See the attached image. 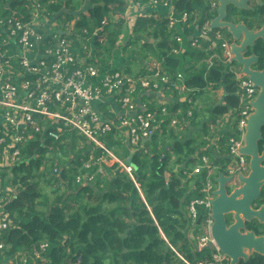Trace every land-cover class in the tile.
Listing matches in <instances>:
<instances>
[{"label":"trees","instance_id":"obj_1","mask_svg":"<svg viewBox=\"0 0 264 264\" xmlns=\"http://www.w3.org/2000/svg\"><path fill=\"white\" fill-rule=\"evenodd\" d=\"M84 4V0H0V19L17 16L28 20L36 5L39 16L44 14L49 21L59 20L64 13L66 21H76L74 46L89 45L91 38L97 64L101 66L112 58L121 37L126 0H89V5ZM206 7L207 0H178L175 6L177 11L193 12L196 16H203ZM192 19L189 16V21ZM228 20L257 30L264 24V3L255 4L253 10L230 7ZM197 28V24H177L169 29L167 18L138 15L132 33L148 38L144 36L143 48L160 60L165 75L172 79L177 72L186 74L185 85L194 90L196 97L223 86V103L211 108L210 120H213L238 106L235 92L239 66L232 61L238 70H230L222 58H213L212 66L207 69L206 61L212 54L220 57L222 49L220 42L213 46L198 36L193 38L199 46H191L193 38L189 36L196 34ZM218 31L231 40L227 30ZM175 35L182 38L179 44L183 46L173 54L172 49L179 48ZM3 37L0 26V50L4 49ZM251 54L258 56L253 67L264 69V39L256 40L245 51V55ZM186 58L198 63V67L193 71L185 68ZM126 70L131 72L129 68ZM167 109L168 115H157L161 122L151 140L131 155L130 174L113 161L103 165L104 174H96L92 182L76 183V174L95 172L97 166L83 169L88 145L81 138L84 147L76 150L75 136L70 137L69 143L62 141L64 144L49 140L40 147L37 142H30L21 150L20 163L10 168L0 165V212L10 221L0 237L5 245L0 262L20 254L27 257L26 264H185L184 261L195 264L203 259L208 251L196 248L190 236L194 229L186 216V207L191 198L199 196L207 174L206 170L192 173L193 166L203 153L213 157L206 149L209 133L206 123L197 121L198 114L194 112L188 124L199 129L204 137L196 132L178 137L179 132L171 129L169 122L173 116L182 121L186 103L175 100ZM103 139L113 148V154L126 163L131 149L111 134ZM223 139L220 152L224 154ZM259 147L264 149V128ZM70 154L73 157L68 160ZM94 154L99 155L100 151L95 150ZM224 161L212 159V165L221 164L217 172L223 171ZM54 164L60 168L57 174L53 172ZM47 186L54 193L53 198L44 194L43 188ZM61 188H64L62 194H57ZM247 228L254 229L257 235L264 233L263 228L252 224ZM41 243H46L43 250L39 247ZM238 264H264V258L253 253L246 262L241 260Z\"/></svg>","mask_w":264,"mask_h":264},{"label":"built area","instance_id":"obj_2","mask_svg":"<svg viewBox=\"0 0 264 264\" xmlns=\"http://www.w3.org/2000/svg\"><path fill=\"white\" fill-rule=\"evenodd\" d=\"M177 1L126 0L124 20L132 24L147 5L167 7L169 29L175 28L177 24H197V33L190 38L212 37L215 45L220 42L222 54L220 57L212 54L206 61L207 69L212 66L213 58H222L225 64H231L233 54L230 41L210 25L217 14L218 0H207L203 16L177 11ZM39 13V5H36L28 20L17 16L0 19L4 34V49L0 50V165L10 168L20 163L21 150L30 142H37L41 147L49 140H66L69 143L70 137L75 136L76 150L82 149L84 143L88 145L85 150L88 156L83 161V169L97 166L95 172L76 174V183H90L96 174L103 175L102 166L109 161L117 162L130 174L131 167L113 154V148L108 147L103 138L111 134L131 150L144 147L142 140L152 137L159 127L161 119H157V115H168V102L162 101L153 110L149 109V102L138 103V96L145 92L173 93L170 95L175 96L174 100L184 97L185 117L182 121L175 116L171 117L169 126L188 125V120L198 108L199 100L194 90L185 85L181 72H177L171 79L163 73L159 61H152L147 73L143 75L87 62L80 49L73 44L75 35L62 36L57 30L51 32L48 27H43V23L48 25L52 20L49 21L44 14L39 16ZM189 16L193 17L192 21H189ZM174 38L181 43L179 35ZM191 46H199L195 38L192 39ZM81 47L83 51L88 50L86 43ZM236 87L238 106L207 123L209 136L206 137L210 141V135L218 130H227V162L222 172L234 178L232 184H235L239 174L246 175L249 171L248 160L239 149L244 145L247 118L253 110L251 103L258 93L251 80L241 73L236 76ZM95 150H99L100 154L95 155ZM56 152L60 156V152ZM59 169L57 165H53L55 174ZM217 169L218 167L209 163L206 155H201L200 162L192 169V173L207 171L199 196L191 198L186 207V216L194 229L190 236L198 250L208 251L195 264L230 262L211 236V201L216 188L214 177ZM262 197L264 199V194ZM9 224V218L0 212V237ZM39 247L43 250L46 243H41ZM4 248V243L0 242V252ZM3 259L5 261L0 264H12L13 261L15 264L27 263L25 254Z\"/></svg>","mask_w":264,"mask_h":264},{"label":"water","instance_id":"obj_3","mask_svg":"<svg viewBox=\"0 0 264 264\" xmlns=\"http://www.w3.org/2000/svg\"><path fill=\"white\" fill-rule=\"evenodd\" d=\"M251 2L263 5L264 0H218L216 16L210 22L213 29H225L231 36L230 50L233 61L240 67V73L248 77L258 89L251 103L252 112L247 118L244 145L239 152L248 159L249 171L246 175L237 176L238 187L228 191L234 182L232 176H226L218 171L214 177L216 188L211 201L213 223L211 236L220 252L226 255L229 264L246 262L253 253L264 258V233L257 235L254 229H248V224L264 226V149L260 150L259 142L263 139L264 128V69L253 66L258 62L255 54L245 55L256 40L264 39V24L261 28L250 29L242 22L228 20V9L253 10ZM152 137L142 140V144ZM125 164L130 165L131 155ZM231 215V223L226 222L225 216ZM256 228V226H254ZM263 231V230H260Z\"/></svg>","mask_w":264,"mask_h":264},{"label":"crops","instance_id":"obj_4","mask_svg":"<svg viewBox=\"0 0 264 264\" xmlns=\"http://www.w3.org/2000/svg\"><path fill=\"white\" fill-rule=\"evenodd\" d=\"M84 1H85V4L83 6L89 5L88 4L89 3V0H84ZM140 13H141V15H145V16H153V17H159V18H166L167 15H168V13H169V10H168L167 7H164V6H161V5L156 6V7H154V6H148L147 5V6H145L140 11ZM61 16L62 17L59 20H52L53 23L50 24L51 27H48L49 30L51 32H53L54 30H57L59 32V34L62 35V36H70L71 37L72 35H75V33H76V30H75V22L76 21L75 20L66 21V18H65L64 13H62ZM75 16H77V15H75ZM55 22L59 23L60 24V27L59 26L57 27V25H56ZM133 22H134V20H133ZM133 22H132V24H133ZM196 33H197V31H196ZM130 37L132 39V37H134V35L131 34ZM145 38L148 40V38L146 36H145ZM189 38H190V36H189ZM74 39H75V37H74ZM205 40L207 42H209L211 45H213V46L215 45V43L213 42L214 38H212V37H205ZM90 41H91V39L89 40V45L87 44V48H88L87 51H83L82 50V47L81 46L83 44H80V46L78 47V49H80L82 56L85 58V60L87 62L96 63L97 64V59L95 58L93 44ZM178 45H179V48L178 49L177 48L176 49L175 48L172 49L171 52L173 54L178 53V50H180L182 48L183 43L182 44H179L178 43ZM122 47L123 46H118V49H115L113 51V56L108 61V63L107 64H104V65H101V66H104V68H106V67H114V68H117V69H121V70H123L125 72H128L126 69L129 68L131 70V72H128V73H130V74H136V75L137 74L143 75V74L147 73V71H148L147 68H148V66L150 65V63L152 61H159L160 62V60H158L154 56H151L149 54L150 52L145 49V54L141 56V59L143 61H145L146 58L147 59L150 58V59L148 60V62H143L141 64H140V60H137L139 66H138L137 71L135 73H133L132 71L135 70V69L132 70L130 67H127V66H128V61H130V60H132L134 58V56H131V55H135V53L132 52L134 50L127 51L126 50V47H125L124 50H122ZM153 47L155 48V44H153ZM91 48H93V49L91 50ZM141 48H142V51H144L143 45L141 46ZM116 52H118V53H116ZM122 52H123V54H120ZM124 54H129V55L127 57H125V56H123ZM193 62H195V61H193ZM193 62L190 59L187 60V58H186L185 59V68H189L191 71H193V69H195L196 67H198V63L194 64ZM142 71H144V73H141ZM181 73L183 74L184 79H185V75L186 74H184L183 72H181ZM216 91L220 95V97H219L220 99L218 98V102L214 103L213 106L215 104H222L223 103V95H224L223 86H220L219 89H217ZM216 91H212V92L216 93ZM205 93H208V91H206ZM205 93H202L201 95H205V98H206L207 97V94H205ZM170 94H173V93L166 92V93H161L160 94V93H157V92H145L143 94H140L138 96L137 100H138V103H140V101L143 102V103H148L149 102L151 108H158V105L160 103H162V101L168 102V106H169L173 102L170 99L171 97L169 99H167V96L170 95ZM180 101H184V97L181 98ZM207 107L208 106H206V108ZM199 109H200V105H198V108L195 111L196 114H199V112H200ZM210 113H211V109H210ZM211 118H212V114H210L208 116L207 120H203L202 118H200V115H199V117L197 115L196 120L197 121L199 120V121L205 122L206 125H207V123H209V122L212 121V120H209ZM193 130H194L193 133L196 132V133L199 134V136L204 137V134H202L199 129L194 128ZM226 131L227 130H218L215 134L210 135L211 140L209 141L208 145L206 146V149L209 152H211V154L213 155V157L210 158V156H208L206 154H203V155H206L208 157L209 163L211 165H212V159H214V158H221V159L226 160V161L223 162V166H225V164L227 162V150H226V153L224 152V154L220 152V141H221L222 137L227 134ZM224 148H226V141H225V144H224ZM197 161H198V159H197ZM197 161H196V163H197ZM220 165H217V166L216 165H212V166L218 167Z\"/></svg>","mask_w":264,"mask_h":264},{"label":"rangeland","instance_id":"obj_5","mask_svg":"<svg viewBox=\"0 0 264 264\" xmlns=\"http://www.w3.org/2000/svg\"><path fill=\"white\" fill-rule=\"evenodd\" d=\"M52 23V22H51ZM56 23V25H57V27L59 26L60 27V24L59 23H57V22H55ZM125 23V25H123V29H122V32H121V37L119 38V40L117 41V44H116V49L118 48V46H123L122 47V50H124L125 49V47H126V50L127 51H131V50H134V51H132L133 53H135V55H131V56H134V58L132 59V60H130V61H128V66L127 67H130L132 70L133 69H135V70H133L132 72L133 73H135L136 71H137V69H138V61L137 60H140V64L141 63H143V62H148V60L150 59H145V61H143L142 59H141V56L142 55H144L145 54V48H144V51H142V48H141V46H142V44L145 42L144 41V36L145 35H143V34H139V35H137V37L132 33V24H130L129 23V21H126V22H124ZM63 25V24H62ZM43 27H51L50 26V24L49 25H47V24H45V23H43ZM131 34H133L134 35V37H132V39H131V37H130V35ZM135 38H139L138 39V41L136 42V43H131V41L133 40V39H135ZM130 43H129V42ZM93 48H91V50H92ZM126 52V51H125ZM116 53H118V52H116ZM120 54H123V52L122 53H120ZM129 54H124L123 56H125V57H127ZM228 65V66H227ZM227 65H225L226 66V68H230V70H238L233 64H227ZM205 94H207V97L205 98V95H202L201 97L199 96V95H197V98H198V100H199V105H200V109H199V114H198V117H199V115H200V118H202L203 120H207V118H208V116L211 114L210 113V109L212 108V106H213V104L214 103H216V102H218V98L220 97V95L218 94V92L216 91V93H214V92H212V91H209L208 90V93H205ZM171 97V98H170ZM171 99L173 102L175 101L174 100V98H175V96L174 95H168L167 96V99ZM220 99V98H219ZM208 106L207 108H206V106ZM219 116V115H218ZM210 120V119H209ZM188 129H190V130H187V128L186 129H183V128H181V127H179L178 125H176V126H171L170 128L171 129H174V131H176V132H179L178 133V137H188V136H190L189 134H194L193 133V129L194 128H192V126L190 125V124H186L185 125ZM227 137V135L226 136H223L222 138H224L222 141H224V144H225V138ZM204 154V153H203ZM50 155V154H49ZM71 156L73 157V154H70V156H68V160L71 158ZM109 162H111V161H109ZM197 162H200V156H199V158H198V161ZM7 174H10V169H8L7 170ZM42 185V184H41ZM231 186H233V185H231ZM64 188H61L59 191H57V194H62L61 193V191L63 190ZM51 189L47 186V187H45V188H43V192H44V194H46L47 196L49 195L50 196V198H53V194H51Z\"/></svg>","mask_w":264,"mask_h":264},{"label":"flooded vegetation","instance_id":"obj_6","mask_svg":"<svg viewBox=\"0 0 264 264\" xmlns=\"http://www.w3.org/2000/svg\"><path fill=\"white\" fill-rule=\"evenodd\" d=\"M255 4H256L255 2H251V5H252V6H254ZM238 186H239V184H238L237 182H235V184H233V186H230V188L228 189V191L231 192V190H232L233 188L238 187ZM263 194H264V188L262 189V195H263ZM261 198L263 199L262 196H261ZM225 219H226V222H227L228 224L231 223V215H230V214H227V215L225 216ZM253 222H254V224L252 223L253 226H256L257 228L260 227V229H261V228L264 229V226H263V225H257V224L255 223V221H253Z\"/></svg>","mask_w":264,"mask_h":264},{"label":"clouds","instance_id":"obj_7","mask_svg":"<svg viewBox=\"0 0 264 264\" xmlns=\"http://www.w3.org/2000/svg\"><path fill=\"white\" fill-rule=\"evenodd\" d=\"M230 42H231V40H230ZM233 61V60H232ZM239 72H240V67H239ZM135 151V150H134ZM248 160V159H247ZM263 196V195H262Z\"/></svg>","mask_w":264,"mask_h":264}]
</instances>
